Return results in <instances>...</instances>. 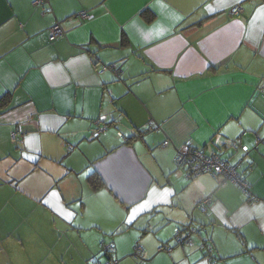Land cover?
<instances>
[{
    "label": "crops",
    "instance_id": "crops-1",
    "mask_svg": "<svg viewBox=\"0 0 264 264\" xmlns=\"http://www.w3.org/2000/svg\"><path fill=\"white\" fill-rule=\"evenodd\" d=\"M35 1L0 0V264H264V0ZM192 148L250 191L187 178Z\"/></svg>",
    "mask_w": 264,
    "mask_h": 264
},
{
    "label": "built area",
    "instance_id": "built-area-1",
    "mask_svg": "<svg viewBox=\"0 0 264 264\" xmlns=\"http://www.w3.org/2000/svg\"><path fill=\"white\" fill-rule=\"evenodd\" d=\"M45 0H36V5H43ZM232 13L234 14H240L243 12V8L241 5L236 4L231 8ZM80 17L82 19H90L91 15L88 12H81L76 17ZM50 33L53 38H58L61 36L64 31L61 26V24L56 23L54 26L50 28ZM111 68L116 70L117 65L113 64L110 66H104L102 71H105L106 69ZM105 118L100 117L97 121L99 124L96 128L92 130V134H97L98 132H101L105 130L108 125L106 123L101 124V122L104 121ZM18 134L16 132L12 133V140H17ZM169 141H165L163 144L168 145ZM263 143L264 139L258 137L256 139V145H259ZM176 163L178 166H184L186 167V177L192 178L194 176H198L202 173L209 172L213 176H222L228 180H231L232 182L236 183L237 185L242 188L243 191L248 192L250 191V183L246 180H244L241 177V173L239 172L238 168H240V163L236 164H230L226 160L222 159L217 154H207L201 149H193L188 151H179L176 156ZM211 200L210 197H207L200 205V209L206 210V204ZM186 242L188 245H193V242L191 239H185L183 240L181 238V241L179 243ZM203 249H206V252L212 251V246L209 245V243L206 241V243L202 244ZM107 250L112 251L114 248L110 245L106 246ZM143 247L141 245L135 246V252L134 256L136 257H142L143 256ZM102 264H118L117 259L106 261Z\"/></svg>",
    "mask_w": 264,
    "mask_h": 264
},
{
    "label": "trees",
    "instance_id": "trees-1",
    "mask_svg": "<svg viewBox=\"0 0 264 264\" xmlns=\"http://www.w3.org/2000/svg\"><path fill=\"white\" fill-rule=\"evenodd\" d=\"M142 16L147 20V21H152L153 20V18H154V15L150 12V10H148V9H145V10H143L142 11ZM8 99H9V95H7L6 97H3L2 99H0V104L1 105H7V101H8ZM260 145V144H259ZM256 146H258V145H256ZM193 149H200V148H192V149H188V150H193ZM188 150H186V151H188ZM202 150V149H201ZM205 152V151H204ZM206 153V152H205ZM218 155V154H217ZM218 156H220V155H218ZM221 157V156H220ZM222 159H224L223 157H221ZM224 160H226L228 163H230L227 159H224ZM239 163V162H238ZM231 164V163H230ZM178 166V165H177ZM178 167H182V168H184V170L186 171V167H184V166H178ZM241 169V163H240V168H238V170H239V172L241 173V177L244 179V180H246V181H248L247 179H246V177H245V175H244V173L240 170ZM202 174H210L209 172H205V173H202ZM202 174H200V175H202ZM200 175H198V176H200ZM211 175V174H210ZM212 177H214V178H220L221 179V181H230V180H228V179H226V178H224V177H222V176H213V175H211ZM195 177H197V176H194V177H192V178H195ZM89 180H92V182H93V185L94 186H96L97 188L98 187H100L102 184H103V182H102V178L99 176L98 177V175L95 173V172H92L91 173V175H90V177H89ZM249 182V181H248ZM234 183V182H233ZM250 183V182H249ZM250 186H251V184H250ZM207 197H210L211 198V200L209 201V202H207V204H206V209H207V207H208V204L212 201V196L210 195V196H207ZM207 197H205L203 200H201L199 203H198V208L200 209V207H199V205L207 198ZM200 210H202V209H200ZM202 211H204V210H202ZM206 211V210H205ZM192 219H190L187 223H180L179 224V226H178V229L176 230V232H175V236H174V238L176 239V241H175V243H179L180 241H181V238L183 239V240H185V239H191V237L192 236H194V235H197L196 234V232H195V230L199 227V225L198 224H196V223H193L192 225ZM185 243V242H184ZM101 245L103 246V248H104V250H105V252L106 253H111V251H109V250H107V248H106V243H101ZM136 245H141V244H139V243H136L135 244V246ZM134 246V247H135ZM143 250H144V248H143ZM144 253V252H143ZM113 259H115V258H113V257H111V259H108L107 261H109V260H113ZM103 262H100V263H98V264H102Z\"/></svg>",
    "mask_w": 264,
    "mask_h": 264
},
{
    "label": "rangeland",
    "instance_id": "rangeland-1",
    "mask_svg": "<svg viewBox=\"0 0 264 264\" xmlns=\"http://www.w3.org/2000/svg\"><path fill=\"white\" fill-rule=\"evenodd\" d=\"M80 13H81V12H80ZM80 13H78V14H80ZM78 14H77V15H78ZM77 15L71 16L69 19L71 20V19H73V18H77V17H76ZM78 17H79V16H78ZM79 18H80V17H79ZM59 37H60V36H59ZM233 158H234V157H231L232 160L235 159V158H234V159H233ZM231 164L234 165V164H236V163H231ZM176 165H177V164H176ZM17 181H20V182H21V181H25V180H24V179H20V180L17 179ZM230 182H232V181L230 180ZM200 212H202V211H200ZM202 213L205 214V212H202ZM48 226H49V225L47 224V222H44V228H46V227H48ZM134 250H135V247H134ZM134 252H135V251H134ZM134 252L132 253L133 255H134Z\"/></svg>",
    "mask_w": 264,
    "mask_h": 264
},
{
    "label": "water",
    "instance_id": "water-1",
    "mask_svg": "<svg viewBox=\"0 0 264 264\" xmlns=\"http://www.w3.org/2000/svg\"><path fill=\"white\" fill-rule=\"evenodd\" d=\"M116 70H118V67H117ZM193 223H196L194 219H192V224H193ZM192 224H191V225H192ZM195 232H196V234L199 235V236L202 235V229H201V226H200V225H199V227L195 230Z\"/></svg>",
    "mask_w": 264,
    "mask_h": 264
}]
</instances>
